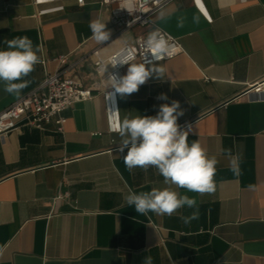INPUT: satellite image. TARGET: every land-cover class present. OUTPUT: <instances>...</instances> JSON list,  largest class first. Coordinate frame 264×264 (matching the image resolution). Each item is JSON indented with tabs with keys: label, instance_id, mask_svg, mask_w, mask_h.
Instances as JSON below:
<instances>
[{
	"label": "crops",
	"instance_id": "1",
	"mask_svg": "<svg viewBox=\"0 0 264 264\" xmlns=\"http://www.w3.org/2000/svg\"><path fill=\"white\" fill-rule=\"evenodd\" d=\"M98 1L0 0V50L28 36L41 58L19 96L0 84V113L60 70L58 58L76 64L67 77L90 86L93 50L108 57L159 28L183 52L157 63L164 78L153 74L137 92L116 95L119 119L154 116L179 101L178 124L193 126L189 144L198 141L218 160L215 191L172 186L197 200L200 218L189 226L180 218L187 207L172 216L136 213L124 201L129 189H163L164 178L153 167H125L127 149L119 152L121 138L110 131L113 101L96 95L63 112V132L21 123L0 139V264H143L148 256L153 264H264V99L240 98L264 78V0H198L204 12L193 0H174L152 25L125 33ZM96 19L111 32L104 44L91 39ZM161 93L168 99H157ZM225 149L241 157L239 175Z\"/></svg>",
	"mask_w": 264,
	"mask_h": 264
},
{
	"label": "clouds",
	"instance_id": "2",
	"mask_svg": "<svg viewBox=\"0 0 264 264\" xmlns=\"http://www.w3.org/2000/svg\"><path fill=\"white\" fill-rule=\"evenodd\" d=\"M198 20V18H195ZM183 19L178 20L177 26L183 27ZM91 39L97 44H104L110 40L111 32L107 30L106 23L99 19L88 25ZM172 37L156 28L151 31L145 41L144 48L152 57L153 62H159L175 55V45ZM6 48L0 50V84L3 91L19 96L23 89L28 87L29 81L25 79L41 63L38 53L40 48L33 45L28 36H16L4 41ZM128 65L127 74L120 76L117 72H110L105 79L112 99L113 120L110 131L117 133L121 138L119 152L123 155L125 167L131 171L140 168L145 172L149 167L155 168L163 176V189L153 188L150 191L135 192L129 189L124 201L130 207L134 206L136 213L147 215L172 216L179 209L187 207L191 213L181 216L186 226L199 220L200 211L197 200L189 195H181L173 189H186L193 193H211L215 191V174L218 160L209 156L207 150L198 141L188 142L192 134V125L186 124L183 128L178 124V118L184 115L179 101L173 100L170 104L164 103L154 116H125L119 119V110L115 107V97L132 94L139 90L150 77L155 74L157 78H164V68L154 63L151 67L144 63H135L131 56L118 53L109 63L102 64L100 70L105 74L108 65L114 69L117 66ZM157 99L167 100L161 93ZM229 157L231 170L240 174L241 157L233 155L231 149H225ZM143 264H153L152 257L145 258Z\"/></svg>",
	"mask_w": 264,
	"mask_h": 264
},
{
	"label": "built area",
	"instance_id": "3",
	"mask_svg": "<svg viewBox=\"0 0 264 264\" xmlns=\"http://www.w3.org/2000/svg\"><path fill=\"white\" fill-rule=\"evenodd\" d=\"M172 1L174 0H99L98 4L110 7L112 24L120 33H125L137 27L145 28L152 25L151 17ZM193 2L200 8L198 0ZM78 6L84 7V0H78ZM171 37L176 49L175 55L159 62H153L151 55L146 52L145 36H137L131 43L124 45L108 57H102L98 49L93 50L89 56L94 69L90 86H86L78 75L67 77L66 71L75 69L76 64L68 65L65 57L58 58L56 61L61 66L60 70L47 74L39 86L0 113V139L5 138L21 123L39 130H45L48 124L53 123L58 132H63L66 119L62 114L74 104L91 100L96 95H102L110 103L109 92L113 89L108 88L105 79L110 72L118 71L119 75L123 76V71L128 65H118L115 69L108 65L104 74L100 70L102 64L109 63L118 53L131 56L133 62L144 63L146 66L172 60L183 50L178 39ZM241 97L251 102L263 100L264 78L245 86L240 94Z\"/></svg>",
	"mask_w": 264,
	"mask_h": 264
}]
</instances>
